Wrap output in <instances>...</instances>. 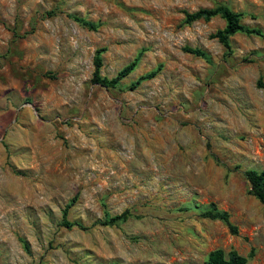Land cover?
Wrapping results in <instances>:
<instances>
[{
    "label": "rangeland",
    "instance_id": "374dc122",
    "mask_svg": "<svg viewBox=\"0 0 264 264\" xmlns=\"http://www.w3.org/2000/svg\"><path fill=\"white\" fill-rule=\"evenodd\" d=\"M218 5L263 37L238 32L227 55L210 37L222 18L183 23ZM100 48L108 79L139 56L117 88L91 82ZM250 169L264 170V0H0V264H204L215 249L264 264ZM72 199L84 229L61 225ZM210 203L236 235L200 216Z\"/></svg>",
    "mask_w": 264,
    "mask_h": 264
},
{
    "label": "trees",
    "instance_id": "16d2710c",
    "mask_svg": "<svg viewBox=\"0 0 264 264\" xmlns=\"http://www.w3.org/2000/svg\"><path fill=\"white\" fill-rule=\"evenodd\" d=\"M52 14L51 12H48L46 14L47 17H50ZM219 16L222 18L225 22V26L217 30L214 34H212L210 37L212 39H216L225 49V53L228 55L231 53L229 38L238 33L242 32L246 35H255L259 37H263V33L259 29L255 28H248L241 24L240 19L241 16L238 13H235L232 11L229 7L225 5H218L215 8L211 9H199L192 13H185V19L184 24L190 25L195 21L203 20V21H209L214 17ZM74 21L78 22L81 26L84 28L96 31L99 28L98 24H94L92 22L86 21L78 16L72 15L69 16ZM105 48H100L95 51L94 57H93V73L91 82L99 85L101 87L107 88V89H114L120 86L121 81L127 77L133 70L135 69L138 61L137 56L132 62L124 66L115 77L108 79L106 77H102L100 74V69L102 67V54L104 53ZM183 51L185 53L194 55L199 58L207 59V55L205 52H203L200 49L197 48H191V47H184ZM157 70L150 71L147 74H144L140 76L135 82H133L128 89L132 90L138 87L142 82L146 80H150L155 77L157 74ZM259 85H262V83L259 81ZM244 177L246 181L249 184L250 190L249 193L255 197L264 207V170L257 171V170H246L244 172ZM74 202V199L71 200L69 204L65 206V208L62 211V221L61 225L67 229L72 228L73 226H78L81 229H84L83 227L71 223L67 216L68 211L70 207L72 206V203ZM133 215L129 211H124L119 215L109 216L105 214L103 219L99 222H97L101 226H115L121 223L126 222L130 217ZM200 216L202 218H207L210 220H218L222 223H224L229 232L232 235L237 234V228L230 222V216L226 211H221L217 209L216 205L214 203H210L209 207L202 211L200 213ZM26 245V244H24ZM252 257V254H249L248 256H241L239 255L235 250H230L228 253H225L221 249H215L208 253L207 258L205 260L204 264H247L249 259Z\"/></svg>",
    "mask_w": 264,
    "mask_h": 264
}]
</instances>
